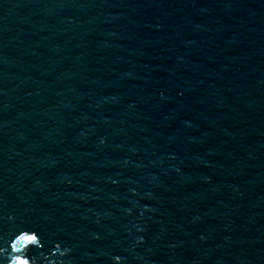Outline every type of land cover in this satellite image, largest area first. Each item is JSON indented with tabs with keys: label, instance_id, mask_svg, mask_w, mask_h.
Listing matches in <instances>:
<instances>
[{
	"label": "water",
	"instance_id": "95a60500",
	"mask_svg": "<svg viewBox=\"0 0 264 264\" xmlns=\"http://www.w3.org/2000/svg\"><path fill=\"white\" fill-rule=\"evenodd\" d=\"M22 229L60 264H264V0H0V249Z\"/></svg>",
	"mask_w": 264,
	"mask_h": 264
},
{
	"label": "clouds",
	"instance_id": "9594fccd",
	"mask_svg": "<svg viewBox=\"0 0 264 264\" xmlns=\"http://www.w3.org/2000/svg\"><path fill=\"white\" fill-rule=\"evenodd\" d=\"M42 246V241L34 230L22 229L9 241L7 249H0V253L6 254L7 264H60L57 258L63 257L71 251L67 246L61 248V245L56 242L50 253L43 257V261L29 256L30 248ZM120 259L119 256L113 257L114 262H119Z\"/></svg>",
	"mask_w": 264,
	"mask_h": 264
}]
</instances>
